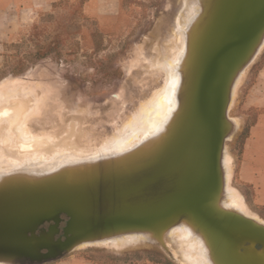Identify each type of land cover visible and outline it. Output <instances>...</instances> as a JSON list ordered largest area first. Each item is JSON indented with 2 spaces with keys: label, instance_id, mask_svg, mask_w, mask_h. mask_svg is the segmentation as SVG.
Returning <instances> with one entry per match:
<instances>
[{
  "label": "water",
  "instance_id": "water-1",
  "mask_svg": "<svg viewBox=\"0 0 264 264\" xmlns=\"http://www.w3.org/2000/svg\"><path fill=\"white\" fill-rule=\"evenodd\" d=\"M189 5L179 21L182 31L175 23L180 0H167V9L154 18L138 48L137 104L113 133L93 145L86 137L74 142L71 128L85 125L75 122L60 139L53 131L41 132L30 144L49 158L99 150L140 105L167 87L175 57L169 59H177L183 47L177 109L146 155L89 175H54L56 170L31 177L25 171L42 164H11L30 154L15 148L20 144L15 128L6 130L17 113L0 114V174H6L0 180V264H51L80 249L106 248L125 235L136 239L121 249L154 247L180 264L167 236L181 223L200 239L203 264H264V223L225 205L222 158L239 125L229 116L236 90L264 47V0H190ZM24 90H16L10 102L22 105L25 112L17 121L31 131L28 120L38 111L18 98ZM96 154L81 161H99L103 152Z\"/></svg>",
  "mask_w": 264,
  "mask_h": 264
},
{
  "label": "rangeland",
  "instance_id": "rangeland-1",
  "mask_svg": "<svg viewBox=\"0 0 264 264\" xmlns=\"http://www.w3.org/2000/svg\"><path fill=\"white\" fill-rule=\"evenodd\" d=\"M88 2L42 3L4 43L0 88L10 84L13 92L25 89L18 98L30 111H38L28 120L34 135L53 131L60 139L72 129L71 140L86 137L93 145L113 133L135 109L136 78L142 74L139 44L150 33L154 18L167 9V0H99L91 13L86 10ZM263 63L264 47L236 90L229 116L239 125L227 142L230 186L262 221L264 206L256 201L254 187L240 180L238 170L249 128L262 112L245 108L244 97ZM75 122L85 125L70 129L68 125ZM75 254L105 264H175L154 247H92L65 257Z\"/></svg>",
  "mask_w": 264,
  "mask_h": 264
},
{
  "label": "bare ground",
  "instance_id": "bare-ground-1",
  "mask_svg": "<svg viewBox=\"0 0 264 264\" xmlns=\"http://www.w3.org/2000/svg\"><path fill=\"white\" fill-rule=\"evenodd\" d=\"M196 2L199 4L200 0H196ZM189 3L190 0L188 3L187 0H180L181 11L177 15L178 19H176L175 21L177 31L181 30V23L179 22L180 19H185L186 13L189 12V9L191 7ZM188 22L189 21L186 19V21L183 23L184 26H187ZM184 31L185 28L183 29V32ZM171 35H175V33H171ZM176 38L179 44L180 37L177 36ZM179 50L180 47H177V49L175 50V54L178 53ZM182 53H184L183 47L181 52H179V56L177 59V55L172 56V58L169 59L172 60L173 57H175L173 59L174 62L171 61L173 63L171 64V68L169 70L167 87H165L164 84L162 89L153 94L147 102L139 106L137 112L132 116V118L126 121L115 135L105 141L100 146L99 150L87 155L83 153H71L66 156H53L49 158V156H44L45 154L41 152H39L41 154L35 153L37 146L32 145L37 143L38 136L34 135L31 132L32 130L30 131V129H28L25 124H23L24 122H22L21 124L18 123L19 120L17 121V119L19 118V116H22L25 112L22 105L9 101V98L12 97V92L15 90L13 88L14 86H9L10 84L2 85V87L0 88V114L4 116L10 111H14L15 114L17 113L14 122L8 124L6 126V130L9 131L11 127H14L15 131L18 132L20 144L15 145V148L18 149L19 146V148L23 151L30 150V154H28V157L22 159V161L18 160L11 162L12 166H19L27 160L25 164L28 165L42 164V166H35L30 168V170L25 171L31 172L29 174L32 175L31 177H36L46 171L53 172L56 170L58 171L54 175L58 174L74 177L89 175L97 170L106 169L112 166H123V163L121 162L124 160H128L136 156H144V154L146 155V153L154 146L155 142L165 133L177 109L178 95L181 90L180 81L182 69L181 59L183 58ZM164 62L165 61H163V63L161 64L162 66H164ZM235 122L236 125L239 124L238 121ZM98 151L103 152V154L100 156L101 158L99 159V161L101 162L97 160L88 159V157L87 159L81 161L82 159L86 158L85 156L89 155L90 158L94 159V157L98 156L96 154ZM116 157L121 158L109 161V159H113ZM222 158L226 177L225 192L227 194V200L225 201V205L232 207L242 212L243 214L264 223V221L260 220L257 216L254 215L253 212L249 211L246 208L241 196L232 188V186H230L231 165L227 148L224 149ZM46 161L48 162L44 163ZM134 163L135 160H132L126 162L124 165H133ZM66 167L83 168L70 171L60 170ZM4 175L6 174H0V180L3 178ZM167 237L170 239V242L176 250L175 258L178 262H180V264L204 263V252L200 239L193 235L190 229L186 228L184 224L181 223L171 228ZM134 238L136 239V236L134 235H125L121 238L115 239V243L111 245H106V248L121 249V247L123 246V242L132 241Z\"/></svg>",
  "mask_w": 264,
  "mask_h": 264
},
{
  "label": "crops",
  "instance_id": "crops-1",
  "mask_svg": "<svg viewBox=\"0 0 264 264\" xmlns=\"http://www.w3.org/2000/svg\"><path fill=\"white\" fill-rule=\"evenodd\" d=\"M60 0H0V56L8 36L14 33L22 19L37 12L42 3H55ZM87 12L99 0H88ZM244 107L262 110L255 122L250 126L239 165V178L244 184L253 186L255 199L264 206V63L257 73L254 83L244 97ZM51 264H105L97 259L71 255ZM114 264V263H112Z\"/></svg>",
  "mask_w": 264,
  "mask_h": 264
}]
</instances>
